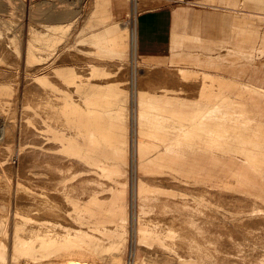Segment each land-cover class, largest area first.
<instances>
[{"label":"bare ground","instance_id":"6f19581e","mask_svg":"<svg viewBox=\"0 0 264 264\" xmlns=\"http://www.w3.org/2000/svg\"><path fill=\"white\" fill-rule=\"evenodd\" d=\"M92 2L77 21L33 0L27 18L44 25L25 44L0 24V264H127L131 235L165 251L139 264H264V87L245 80L264 57V0L240 2L262 17L244 31L248 48L231 50V78L139 70L134 145L123 120L132 91L109 69L137 51V1L122 22L111 0ZM76 22L87 30L78 44Z\"/></svg>","mask_w":264,"mask_h":264},{"label":"rangeland","instance_id":"374dc122","mask_svg":"<svg viewBox=\"0 0 264 264\" xmlns=\"http://www.w3.org/2000/svg\"><path fill=\"white\" fill-rule=\"evenodd\" d=\"M33 0H4L3 3V10L6 11H2L1 14L4 15L5 18L0 19V24L4 25H9V27L11 26V30L13 33L14 32V28H12L13 26H15L16 28V32L18 33V35L23 36L21 37V42L22 44H25L28 40V34L30 33V29H33L34 31H40V27L44 24H37V22H30L29 21V16H27V14H29V7L31 6V2ZM34 1H38V0H34ZM52 1V3H56L55 6L57 7V10L59 11H67V12H71L74 13L76 16L75 20L79 21V19L84 20V17L86 16L88 10H90V7L92 8V6H89L88 4L91 2L90 5H92V1L93 0H49ZM137 1V12H136V17L138 20L142 19L145 16H149V17H154V18H158V23L157 24H151V30L150 32L144 36V38H140L138 41V48L137 51H135V54L133 52V50L131 49L128 57L126 58L125 61H123L122 63L120 61H116L119 62V66L118 63L114 64L115 66H112L109 71H111L112 76L114 79H116V82H121L120 85L121 87H125L124 89L131 90V102H128V107L126 108V112H125V118L123 119L124 122L128 123L129 126V130H131V142L132 145H134L136 143V139L138 138V130H137V105L135 103V99L137 97V93L136 90H138V85H136L138 82L136 81L138 78V74H139V70L140 69H146L147 71H153L155 69H160V70H170V71H179L180 68L177 67H173V66H169V65H151L148 64L146 62H144L142 59H144L146 56H153V57H159V58H170V31H171V27L173 26V14L176 10H180V9H187L188 11H191L193 13H196L200 16V18H204L203 20H196L197 22V26H199L201 28L200 32L203 33L204 35L208 36L211 39H214L213 37V33L209 32L207 30L208 27H212L215 24L211 21V18L208 17V15H210V13H218L221 14L223 12H225V9H217L208 5H204L202 3H199L200 0H136ZM235 3H237L236 5L234 4V8H235V12L238 13H242L244 16L247 17L246 14H250L248 15L249 17H247L248 19L246 20V23H244L245 27L248 26L250 27H255L256 29L258 27H256V24H260L261 20L259 17H262L260 15L261 11L260 9L254 8V7H244L242 8L243 10H241L240 2L242 1V3L245 2V0H234ZM89 2V3H88ZM131 2V4H130ZM24 3V4H23ZM30 3V5H29ZM25 5V6H24ZM24 6V7H23ZM133 2L132 0H111V11L113 13V17L112 20H116V21H125L128 18V15L131 13H133ZM28 7V8H27ZM88 7V8H86ZM26 8V9H25ZM88 9V10H87ZM130 9H132L130 11ZM28 11V13H27ZM86 11V12H85ZM26 13V14H25ZM86 13V14H85ZM213 15V14H212ZM215 15V14H214ZM253 15V16H252ZM11 17H14L13 19ZM83 17V19H82ZM207 17L209 18V21L205 20L207 19ZM160 18V19H159ZM26 19V20H25ZM6 20V21H4ZM28 20V21H27ZM4 21V22H3ZM8 22V23H6ZM30 22V23H28ZM29 25H28V24ZM32 23V25H31ZM186 23L193 25L195 23L194 20L192 19H187ZM35 24V25H34ZM77 22L74 24V26H72L71 31L68 32L69 35H73V37L71 38V41H80L81 39V35H84L83 33L87 32V30H80L81 28L78 27V25H76ZM13 25V26H12ZM23 25V26H22ZM26 25V26H25ZM83 25V24H82ZM19 28H17V27ZM22 26V27H21ZM220 25L218 24L217 27H219ZM82 27V26H81ZM154 27V28H153ZM23 28V29H21ZM80 28V29H79ZM17 29H20V31H18ZM25 30V32H24ZM10 31V29H9ZM13 33L10 34L12 35ZM25 35V36H24ZM29 41V40H28ZM91 65V64H90ZM21 67V64L19 65L17 72L19 71V68ZM117 67V69H116ZM141 67V68H139ZM144 67V68H143ZM152 69H151V68ZM122 68V70H121ZM139 68V69H138ZM149 68V69H147ZM119 73L117 74L118 71ZM151 69V70H150ZM81 71L82 74H87L84 68L83 69H79ZM126 70V71H125ZM190 72H194V73H209V74H213V75H220V76H227L228 78H231L229 72H225V70L220 71L219 69H210V68H202V69H187ZM137 71V72H136ZM99 70H98V74H99ZM128 72V73H127ZM80 73V74H81ZM124 73H126L125 75H123ZM132 73V74H131ZM81 74V75H82ZM117 74V75H116ZM134 74V75H133ZM129 75L132 77L129 78ZM21 76V72L18 73V78H20ZM118 76V77H115ZM137 76V77H135ZM124 78V79H123ZM134 79V81H133ZM234 79V78H233ZM130 80L132 82H130ZM129 81V82H128ZM128 85H127V84ZM132 83V84H131ZM135 83V85L133 84ZM123 84H125L123 86ZM128 86H130L128 88ZM134 86V87H133ZM155 90H159L160 89H156ZM153 89V90H154ZM130 93V91H128ZM4 137H0V139H2ZM12 142V143H11ZM10 142V145L12 146V155L10 156V159L8 161V163H13L17 165L18 163V155H19V150H18V146L21 144V142L16 138L12 139V141ZM20 143V144H19ZM18 157V158H17ZM69 168L70 170L72 169V171L77 170V168ZM2 169V166H0V170ZM3 171V169H2ZM137 164L136 162H131V164L128 166L127 169V173L126 176L128 178V180L130 181L131 185L130 187H133V184L135 185L137 178L139 176V172H137ZM71 173V172H70ZM78 186V185H77ZM195 190H192V192ZM82 192V191H81ZM79 195H83L82 197L84 198V196L86 195V193L81 194L80 191H78ZM83 193V192H82ZM133 193H131V198ZM134 200V201H133ZM83 201V200H82ZM135 202V199H131L130 201H128V207L131 209H129L130 212V216H131V225L132 224V219L133 216H135V211L136 209L134 208L135 205H132ZM132 203V204H131ZM135 204V203H134ZM70 208V206H68ZM134 208V213L132 214ZM5 212L6 213H10L11 209L9 207L5 208ZM13 210V208H12ZM156 216V215H154ZM156 216V218H154L152 216L151 220H159L162 217H158ZM150 218V217H149ZM149 218H147V220H150ZM164 218V217H163ZM165 220H170L169 218H164ZM161 220V219H160ZM134 222H135V218H134ZM162 223H164V221H162ZM135 224V223H134ZM133 236L131 235L129 237V241L127 244V247L124 248L122 251H120V254L123 252V257L125 259V262H136V264H139V261H145L147 262L148 260H153L154 261L158 260V261H163L161 260V258L163 259L164 256V252L165 251H157L151 248H144L143 246H139L140 249H138L136 247V243L133 241ZM132 239V241H130ZM132 242V243H131ZM130 245V247H129ZM134 245V247H133ZM134 251V252H133ZM262 250H258L257 252H261ZM133 252V253H132ZM163 253V254H162ZM119 253L117 254L115 252L114 255H120ZM107 257L109 258V255H107ZM132 258V259H131Z\"/></svg>","mask_w":264,"mask_h":264},{"label":"crops","instance_id":"0c3cea01","mask_svg":"<svg viewBox=\"0 0 264 264\" xmlns=\"http://www.w3.org/2000/svg\"><path fill=\"white\" fill-rule=\"evenodd\" d=\"M199 3L217 9H225V12L221 14L210 13L208 15L215 24L207 28L209 32L213 33L214 39L201 33V28L197 26L196 20L204 18H200L198 14L187 9L176 10L173 14V26L170 31V58L150 55L142 59L144 62L158 66L169 65L180 69L207 67L228 72V64L234 60L230 54L231 50L242 51L248 48V45L246 46L243 41L244 31L249 28L244 25L248 18L242 13L235 12L232 0H200ZM208 17L205 20L209 21ZM187 19H192L195 23L188 24L186 23ZM158 22V18L149 16L137 19V46L139 39L144 38L150 32L151 24ZM218 24L219 27H217ZM258 31L260 30L258 29ZM238 71L240 70L238 69ZM245 80L264 87V57L256 58L246 74Z\"/></svg>","mask_w":264,"mask_h":264},{"label":"built area","instance_id":"2783aa9c","mask_svg":"<svg viewBox=\"0 0 264 264\" xmlns=\"http://www.w3.org/2000/svg\"><path fill=\"white\" fill-rule=\"evenodd\" d=\"M127 264H133L132 262H127Z\"/></svg>","mask_w":264,"mask_h":264}]
</instances>
